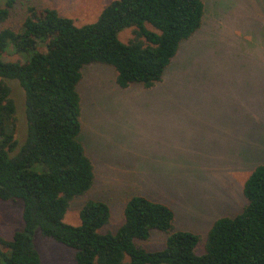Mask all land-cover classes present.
<instances>
[{"label": "trees", "instance_id": "trees-1", "mask_svg": "<svg viewBox=\"0 0 264 264\" xmlns=\"http://www.w3.org/2000/svg\"><path fill=\"white\" fill-rule=\"evenodd\" d=\"M14 2L0 6V200L21 202L23 227L11 238L0 236V264H46L37 231L72 248L76 264H264V163L244 182L242 210L217 218L206 240L176 229L173 208L143 194L129 198L116 232L101 231L111 207L100 199L82 204L80 223L64 220L95 181L81 139L83 68L109 64L120 88L154 87L202 27L204 0H111L95 21L82 25L56 8L31 5L21 29L3 25ZM126 28L133 36L125 42L119 33ZM10 44L25 58H5ZM11 79L24 90L22 139ZM153 230L166 233L164 248L137 244Z\"/></svg>", "mask_w": 264, "mask_h": 264}, {"label": "rangeland", "instance_id": "rangeland-1", "mask_svg": "<svg viewBox=\"0 0 264 264\" xmlns=\"http://www.w3.org/2000/svg\"><path fill=\"white\" fill-rule=\"evenodd\" d=\"M7 0H0L5 6ZM111 0H15L4 26L21 29L29 6L53 7L82 25L95 21ZM200 30L186 40L152 88H120L105 63L83 68L81 139L94 164L90 190L75 198L64 220L78 224L88 199L106 201L111 217L101 231L116 232L129 198L143 194L171 206L176 229L206 240L213 222L242 210L243 185L264 163V0H204ZM132 28L120 31L128 41ZM24 59L13 44L4 54ZM17 106V136L24 138V90L9 81ZM21 142V140H20ZM0 236L23 227L21 202L0 200ZM166 233L153 230L147 250L165 247ZM46 264H76L75 252L35 234ZM200 248H202L200 246ZM199 250V249H198Z\"/></svg>", "mask_w": 264, "mask_h": 264}]
</instances>
